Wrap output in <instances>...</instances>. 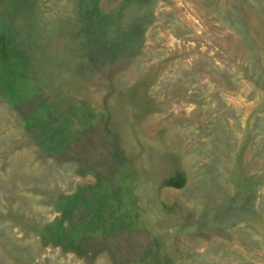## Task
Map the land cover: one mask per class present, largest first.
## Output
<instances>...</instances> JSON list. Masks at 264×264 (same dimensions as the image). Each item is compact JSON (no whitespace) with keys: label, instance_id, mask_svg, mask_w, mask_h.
I'll return each instance as SVG.
<instances>
[{"label":"rangeland","instance_id":"1","mask_svg":"<svg viewBox=\"0 0 264 264\" xmlns=\"http://www.w3.org/2000/svg\"><path fill=\"white\" fill-rule=\"evenodd\" d=\"M101 2L109 8L115 0ZM153 12L133 60L81 74L65 52L80 46L70 35L78 28L74 0H28L19 13L0 0V24H11L42 97L102 110L111 121L97 126L99 133H117L134 158L152 225L138 235L135 251L159 235L167 264H264V0H160ZM22 118L0 91V264H90L45 246L33 231L58 215L49 191L94 182L75 169L85 153L76 142L67 158L46 152ZM167 153L183 167L182 188L162 186ZM236 164L234 174L255 179L252 212L243 213L247 185L238 193L231 182ZM228 195L240 199L229 207L231 218H210L222 208L208 204ZM111 263L103 252L93 264Z\"/></svg>","mask_w":264,"mask_h":264},{"label":"trees","instance_id":"2","mask_svg":"<svg viewBox=\"0 0 264 264\" xmlns=\"http://www.w3.org/2000/svg\"><path fill=\"white\" fill-rule=\"evenodd\" d=\"M101 1L74 0L77 15L71 22L74 21L73 25L78 28L69 34L75 39L79 37L80 46L67 48L65 52L74 62L73 70L77 67L81 74L99 63L101 68L116 64L121 69L133 60L144 45L146 30L154 21L155 3L160 0H115L109 8H104ZM4 3H9L19 13L25 11L28 0H4ZM71 22L68 20L61 26L66 35L72 31ZM11 28L10 23L0 24V91L3 98L20 109L26 130L46 152L67 158L66 150L76 142L85 154L76 159L75 169L94 179L92 183L77 185L69 193L49 191V201L58 215L43 225L34 226L33 231L45 246L73 251L88 258L90 264L103 252L111 255V264H167L168 248L164 240H159V235L150 236L151 242L143 245L139 252L135 251L138 235L149 231L152 225L143 210L141 180L137 179L134 158H128L117 133L107 132L106 136H101L98 131L97 126L109 123L110 118L85 101L62 105V102L42 97L31 62L16 45ZM101 139L106 146L104 152L99 143ZM166 159L169 165L162 186L182 188L186 176L178 156L167 153L164 162ZM238 169L239 165L232 166L231 182L237 184L238 193L244 184L247 185L243 213L252 212L249 203L255 198V179L234 174ZM146 194L149 191L146 190ZM221 200L208 204L222 208L208 215L210 218H231L233 212L229 207L240 201L232 195Z\"/></svg>","mask_w":264,"mask_h":264},{"label":"bare ground","instance_id":"3","mask_svg":"<svg viewBox=\"0 0 264 264\" xmlns=\"http://www.w3.org/2000/svg\"><path fill=\"white\" fill-rule=\"evenodd\" d=\"M239 45V44H238ZM121 89V88H120ZM209 164V163H208ZM189 184V183H188ZM228 188V187H227Z\"/></svg>","mask_w":264,"mask_h":264}]
</instances>
